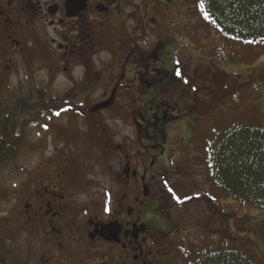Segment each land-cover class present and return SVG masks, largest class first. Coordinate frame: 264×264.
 I'll use <instances>...</instances> for the list:
<instances>
[{
    "label": "flooded vegetation",
    "instance_id": "obj_1",
    "mask_svg": "<svg viewBox=\"0 0 264 264\" xmlns=\"http://www.w3.org/2000/svg\"><path fill=\"white\" fill-rule=\"evenodd\" d=\"M197 12L192 0H0L4 100L21 101L26 129L39 104L35 127L54 124L56 143L77 150L23 173L0 264H182L202 220L172 212L187 205H173L165 179L167 123L180 109L166 98L188 91L184 33L189 19L202 27Z\"/></svg>",
    "mask_w": 264,
    "mask_h": 264
},
{
    "label": "rangeland",
    "instance_id": "obj_2",
    "mask_svg": "<svg viewBox=\"0 0 264 264\" xmlns=\"http://www.w3.org/2000/svg\"><path fill=\"white\" fill-rule=\"evenodd\" d=\"M192 1L198 10L197 15L202 18L199 23L202 27L196 28L190 19L186 21L184 36L187 46L183 49L182 58L187 68L188 87L193 83L199 90L197 96L186 90L183 98H166L170 104H178L180 109L173 113L175 116L179 114L175 123H167L171 142L167 145L165 161L172 166L173 173L166 175L165 179L171 176L167 183L171 184V193L176 198L174 201L178 202L185 197L208 198L214 204L220 201L222 211L202 200L181 210H172L180 221L191 218L202 220L197 235L189 238L187 243L181 240L182 264L193 263L198 253L212 245L210 241L214 244L216 239L211 235L213 230L219 236L218 243L222 239H233L236 246L264 264V208L254 198L241 201L223 194L213 183L206 155L207 144L215 134L242 123H264V41L246 40L226 34L206 14L204 0ZM208 70L213 75L224 73L228 76L223 79L220 88L211 85L212 76ZM213 90L215 95L222 98L220 102L216 103L211 98L214 96ZM4 95L5 86L0 81L1 109ZM193 98H197L200 103L196 106L197 112L191 110L190 114L184 108L193 104ZM43 129L35 126L28 129L27 149L0 166L1 232L14 235L15 227L19 225L23 173L38 168L44 159L64 154L67 150L68 155L77 151L72 149L74 147L70 150L67 147L61 148L59 142L56 143L57 128L54 124L50 125L49 122ZM181 159L186 162L183 175L173 169L177 168ZM183 166L181 164L180 168ZM96 179L102 182V188L111 187L108 180ZM159 187L162 192H166L165 185ZM96 193L100 192L90 191L92 197Z\"/></svg>",
    "mask_w": 264,
    "mask_h": 264
},
{
    "label": "trees",
    "instance_id": "obj_3",
    "mask_svg": "<svg viewBox=\"0 0 264 264\" xmlns=\"http://www.w3.org/2000/svg\"><path fill=\"white\" fill-rule=\"evenodd\" d=\"M204 9L212 22L226 34L246 40L264 41V0H204ZM208 72L212 76L211 85L217 88L228 77L224 73L213 75L211 71ZM187 89L197 96V90L190 87ZM215 94L211 98L216 103L220 102L222 98ZM1 106L0 166H3L27 149L28 129L37 126L36 110L40 106L28 105L27 111L31 114L28 115L27 129L21 120L25 111L18 98L9 97ZM206 153L213 183L223 194L241 201L254 198L264 208V124L242 123L215 134L207 144ZM201 198L185 197L173 203L182 206L202 200L222 211L220 201L214 204L208 198ZM226 240L222 239L217 246L211 243L210 247L198 253L191 264H261L254 255L236 246L233 239Z\"/></svg>",
    "mask_w": 264,
    "mask_h": 264
},
{
    "label": "snow or ice",
    "instance_id": "obj_4",
    "mask_svg": "<svg viewBox=\"0 0 264 264\" xmlns=\"http://www.w3.org/2000/svg\"><path fill=\"white\" fill-rule=\"evenodd\" d=\"M179 74V73H178Z\"/></svg>",
    "mask_w": 264,
    "mask_h": 264
}]
</instances>
